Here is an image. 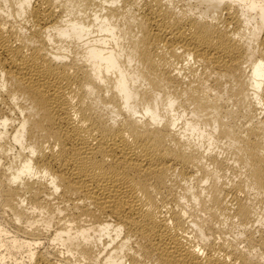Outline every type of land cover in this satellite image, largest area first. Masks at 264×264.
I'll use <instances>...</instances> for the list:
<instances>
[{
    "label": "bare ground",
    "instance_id": "6f19581e",
    "mask_svg": "<svg viewBox=\"0 0 264 264\" xmlns=\"http://www.w3.org/2000/svg\"><path fill=\"white\" fill-rule=\"evenodd\" d=\"M4 215L0 264H264V0H0Z\"/></svg>",
    "mask_w": 264,
    "mask_h": 264
},
{
    "label": "rangeland",
    "instance_id": "374dc122",
    "mask_svg": "<svg viewBox=\"0 0 264 264\" xmlns=\"http://www.w3.org/2000/svg\"><path fill=\"white\" fill-rule=\"evenodd\" d=\"M0 218L6 220V223L9 222V217H7V216H5V215H4V217H0ZM6 228L9 230V235H12V233H13V228H12V227H10V228L6 227ZM1 249H2V248H1ZM1 249H0V250H1ZM14 259H19V261H21V263H19V261H15V263H17V264H27L26 252H22V251H20V252H18L14 257H12V258H11V257H6V258L4 259V262H5V264H14V263H13ZM22 262H23V263H22Z\"/></svg>",
    "mask_w": 264,
    "mask_h": 264
}]
</instances>
